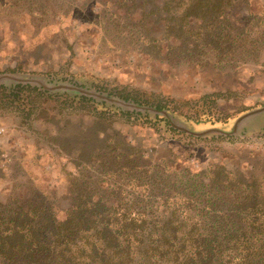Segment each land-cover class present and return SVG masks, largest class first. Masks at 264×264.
<instances>
[{
  "label": "trees",
  "instance_id": "16d2710c",
  "mask_svg": "<svg viewBox=\"0 0 264 264\" xmlns=\"http://www.w3.org/2000/svg\"><path fill=\"white\" fill-rule=\"evenodd\" d=\"M113 1L111 15L124 24L120 33L129 35L137 57L151 62L222 71L258 59L264 47V27L252 21L254 0ZM2 8L15 25L28 18L41 28L52 17L42 0H0ZM158 22L160 38L151 33ZM42 44L27 53L36 62L50 59ZM16 68L0 72V104L29 126L39 117L49 124L48 140L75 173L62 194L65 203L48 188L0 199V264H264V184L224 164L193 169L172 155L151 157L112 124L153 126L167 140L192 146L223 133L180 124L224 123L228 116L213 119L204 107L213 99L203 107L193 103L187 115L177 98L109 87L99 77H75L66 66L30 74ZM260 111L264 106L244 111L230 132Z\"/></svg>",
  "mask_w": 264,
  "mask_h": 264
},
{
  "label": "rangeland",
  "instance_id": "374dc122",
  "mask_svg": "<svg viewBox=\"0 0 264 264\" xmlns=\"http://www.w3.org/2000/svg\"><path fill=\"white\" fill-rule=\"evenodd\" d=\"M42 1L46 5L44 11H50L52 17L49 25L41 28L28 18L19 25L7 22L11 16H4L8 10L1 9L0 72L17 67L30 74L66 66L75 77H99L109 87L177 98L180 111L187 115H192L193 103L203 107V100L213 99L204 107H210L213 119L228 116L224 123L209 119L200 123L183 120L180 124L188 131L215 127L223 133L208 136L192 146L177 139L167 140L169 136L163 129L157 131L153 126L115 118L112 124L145 148L151 157L172 155L179 165L187 164L193 169L224 164L227 170L242 171L254 182L264 184V112L245 117L236 133L230 132L233 119L250 108L264 106V47L258 59L242 62L233 69L230 66L222 71L171 68L170 62H151L144 56L137 57L129 35L120 33L123 22L111 15L115 7L113 0ZM104 3L107 5L102 6ZM92 4L95 5L92 7ZM252 6L256 12V19L252 21L264 27V0H254ZM237 14L242 17L246 13L241 9ZM118 33L124 42H119ZM151 33L162 37L163 23L153 24ZM41 43L43 53L50 59L36 62L27 53L35 52ZM204 95L216 97L203 98ZM0 105V199L19 189L25 193L29 188H48L54 190L60 203H65L62 194L75 168L48 140L45 127L50 125L36 117L28 122L29 126L18 111ZM46 113L54 115L52 110ZM151 123L162 127L159 122L152 120Z\"/></svg>",
  "mask_w": 264,
  "mask_h": 264
},
{
  "label": "water",
  "instance_id": "95a60500",
  "mask_svg": "<svg viewBox=\"0 0 264 264\" xmlns=\"http://www.w3.org/2000/svg\"><path fill=\"white\" fill-rule=\"evenodd\" d=\"M3 77V75H0V79ZM58 87H61V85H59ZM50 88H55V86L54 87H50Z\"/></svg>",
  "mask_w": 264,
  "mask_h": 264
}]
</instances>
